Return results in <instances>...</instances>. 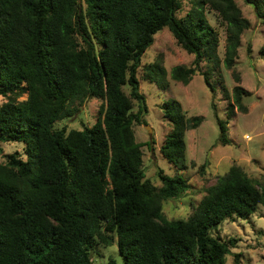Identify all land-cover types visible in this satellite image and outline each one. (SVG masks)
Wrapping results in <instances>:
<instances>
[{
  "label": "trees",
  "instance_id": "1",
  "mask_svg": "<svg viewBox=\"0 0 264 264\" xmlns=\"http://www.w3.org/2000/svg\"><path fill=\"white\" fill-rule=\"evenodd\" d=\"M246 1L264 18V0ZM191 2L178 16L182 0H0V141H23L25 154L0 161V264H95L96 244L113 242L122 264H225L237 238L212 229L254 213L264 203L262 183L233 163L187 217L167 218L163 202L182 195L187 180L162 168L160 185L146 177L133 129L148 110L137 75L141 56L164 26L193 54L189 65L171 68L172 79L188 83L201 71L213 90L201 62L235 65L249 19L235 0ZM205 6L226 24L222 60ZM143 76L163 87L166 69L151 61ZM248 94L233 86L227 117L218 118L222 141L235 106L247 110ZM89 97L103 100L91 125H56ZM161 108L170 129L160 151L184 166L185 131L203 117L186 115L175 98Z\"/></svg>",
  "mask_w": 264,
  "mask_h": 264
},
{
  "label": "rangeland",
  "instance_id": "2",
  "mask_svg": "<svg viewBox=\"0 0 264 264\" xmlns=\"http://www.w3.org/2000/svg\"><path fill=\"white\" fill-rule=\"evenodd\" d=\"M235 1L249 19L250 25L241 35L234 67L228 68L222 61L219 64L208 59L201 62V70L207 71L213 90L204 82L201 71L196 72L188 83L170 77L171 68L180 64L189 65L193 54L176 42L166 26L155 33L153 43L141 56L137 75L148 110L144 114L145 122H133V129L136 140L142 142L145 175L154 184L160 185L157 170L162 168L170 175L184 176L188 183L182 195L163 202V213L167 218L187 217L206 193L207 187L233 163L242 166L249 176L257 178L264 186V55L261 53L264 47V18L256 14V7L252 3ZM191 6V0H182L177 15L183 16ZM204 11L218 33L217 52L222 60L226 24L215 10L205 6ZM155 60L166 69V76L161 82L163 87L143 76L144 65ZM234 71L239 74V80L235 78ZM236 84L250 92L243 98L247 110L243 112L235 106V112L227 119L228 141L224 142L219 136L218 118L226 119L228 104L233 101V86ZM124 90L128 91V87L125 86ZM25 96L23 93L20 98ZM168 98L178 100L186 115L203 117L198 126L185 131L184 166L168 161L160 151V145L170 129V123L163 117L161 108L162 102ZM5 99L6 96L0 95V103ZM102 101L99 97H89L79 103L75 101L73 104L78 108L76 112L58 119L56 125L65 126L66 129L91 125L97 118ZM134 105L136 108V102ZM0 146V161H4L5 155L10 152H18L21 157H25L23 141H0ZM212 233L222 238H237L226 256L225 264H264V203H260L256 211L245 218L236 216L221 221L212 229ZM91 256L95 264H103L108 258L114 259L115 264H122V255L116 242L107 246L96 244Z\"/></svg>",
  "mask_w": 264,
  "mask_h": 264
}]
</instances>
